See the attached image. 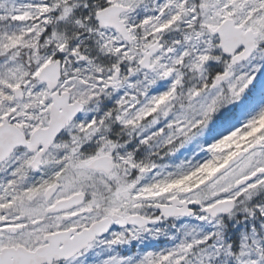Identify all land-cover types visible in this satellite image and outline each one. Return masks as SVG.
<instances>
[{
  "label": "snow or ice",
  "instance_id": "6c2138e0",
  "mask_svg": "<svg viewBox=\"0 0 264 264\" xmlns=\"http://www.w3.org/2000/svg\"><path fill=\"white\" fill-rule=\"evenodd\" d=\"M0 264H264V0H0Z\"/></svg>",
  "mask_w": 264,
  "mask_h": 264
}]
</instances>
